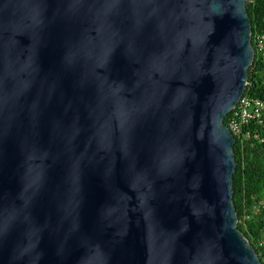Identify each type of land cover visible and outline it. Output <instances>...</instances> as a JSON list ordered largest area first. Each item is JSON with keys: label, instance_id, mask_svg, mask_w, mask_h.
<instances>
[{"label": "water", "instance_id": "95a60500", "mask_svg": "<svg viewBox=\"0 0 264 264\" xmlns=\"http://www.w3.org/2000/svg\"><path fill=\"white\" fill-rule=\"evenodd\" d=\"M247 0H0V264H263L224 118Z\"/></svg>", "mask_w": 264, "mask_h": 264}, {"label": "trees", "instance_id": "16d2710c", "mask_svg": "<svg viewBox=\"0 0 264 264\" xmlns=\"http://www.w3.org/2000/svg\"><path fill=\"white\" fill-rule=\"evenodd\" d=\"M246 8L251 21L254 57L244 95L264 103V0H247ZM230 115L224 118L225 124ZM246 131L249 137H245ZM234 138L236 168L232 177V199L238 217L237 227L264 264V108L261 120L245 125L243 132Z\"/></svg>", "mask_w": 264, "mask_h": 264}, {"label": "built area", "instance_id": "2783aa9c", "mask_svg": "<svg viewBox=\"0 0 264 264\" xmlns=\"http://www.w3.org/2000/svg\"><path fill=\"white\" fill-rule=\"evenodd\" d=\"M261 44V41H259ZM264 103L262 100L252 98L247 95L241 96L236 106L230 112L228 119V128L233 135H240L243 132L245 125L253 122L260 121L263 114ZM250 133L246 131L245 137H249ZM264 243V241H262Z\"/></svg>", "mask_w": 264, "mask_h": 264}]
</instances>
